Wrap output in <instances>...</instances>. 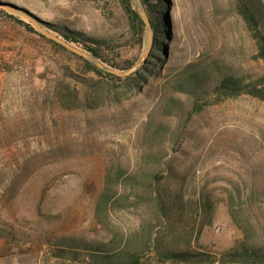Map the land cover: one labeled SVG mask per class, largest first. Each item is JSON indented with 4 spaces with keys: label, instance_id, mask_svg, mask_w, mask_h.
<instances>
[{
    "label": "rangeland",
    "instance_id": "374dc122",
    "mask_svg": "<svg viewBox=\"0 0 264 264\" xmlns=\"http://www.w3.org/2000/svg\"><path fill=\"white\" fill-rule=\"evenodd\" d=\"M163 2L151 4L169 21L172 68L202 59L242 75H264L232 0ZM27 16L40 27L37 20L134 43L118 0H0V264H82L57 258V242L126 239L142 226L160 225L150 198L156 186L148 179L155 171L163 176L162 191L181 192L189 203L170 219L179 226L182 247L189 240L212 253L243 242L264 246V103L249 96L226 100L186 123L167 116L156 86L135 90L103 77L102 88L90 90L80 78H99L78 57L29 30ZM147 36L143 46L134 43L121 54L144 57L154 31ZM61 85L73 98L71 110L59 102ZM86 94L98 108L87 109ZM177 97L189 104L187 96ZM159 122L171 134L152 137L150 123ZM166 151L163 166L146 158L163 159ZM129 175L138 184L126 181ZM103 191L113 196L99 209ZM201 200L212 208L203 210ZM145 263L158 264L155 258Z\"/></svg>",
    "mask_w": 264,
    "mask_h": 264
},
{
    "label": "trees",
    "instance_id": "16d2710c",
    "mask_svg": "<svg viewBox=\"0 0 264 264\" xmlns=\"http://www.w3.org/2000/svg\"><path fill=\"white\" fill-rule=\"evenodd\" d=\"M129 21L134 43L139 46L144 45V39L149 32L148 27L133 8L131 0H118ZM152 0H142L147 6V12L150 14L151 28L154 31L155 39L150 49L148 57L133 60L131 57L124 56L121 52L135 48L131 42L119 44L118 41L101 38L74 30H61L59 26L50 23H44L39 20L41 28L45 29L54 36L66 41L70 45L81 49L97 59L103 66L109 70L120 74H127L135 66L143 65L140 69L123 76H118L103 69L98 68L89 61L78 57L89 67L99 79L89 78L81 79L80 83L90 90H99L102 84L101 78L106 77L112 81L130 83V87L136 90H142L146 85L153 89L155 86L161 92V103L167 116L182 117L186 123L190 122L194 116L203 113L207 108L218 105L226 100L237 99L242 96H249L264 103V75H242L234 67L227 66L219 61L199 60L190 62L183 68L176 70L168 63L169 42V21L167 17L157 14V7L151 4ZM163 7V0H160ZM233 12L242 23L248 38L254 44L256 49V58L264 62V1L263 0H232ZM9 6H14L9 4ZM163 10V8L161 9ZM160 11V10H159ZM154 16V18H153ZM26 27L32 32L45 38L33 24H26ZM49 40V39H47ZM57 48L68 51L63 46L49 40ZM78 45V46H77ZM82 47V48H79ZM113 56V58H112ZM112 58V59H111ZM79 78V77H77ZM75 92V91H74ZM77 93V92H76ZM177 95H185L190 101L185 102ZM57 97L63 108L73 109L68 104L73 101L69 90L62 89V85L57 88ZM87 102V109L93 110L98 106H92V98L88 94L83 95ZM185 127L180 131L184 132ZM150 134L152 137L171 134V130L165 124L160 122L150 123ZM176 135V132H174ZM178 140V139H177ZM157 155H147L146 158L163 166L164 160ZM149 181L156 186V192H150V198L156 202L157 208L162 215L160 225L142 226L140 231L124 238H114L110 241H88L84 238L71 237L69 239H60L56 245L57 258L67 259L82 264H146L148 258H155L158 264H264V246L241 243L239 246L222 253H212L203 251L202 248L196 249L190 244V240L184 247L180 245L182 237L177 236L176 229L179 227L170 219H176L184 213L185 207L189 203L184 202V195L181 192L168 194L161 190L163 176L159 171L150 173ZM122 175L115 178L119 181ZM126 181L138 184L136 177L127 176ZM107 191H103L98 200V208L107 206L112 199ZM203 210L211 209L208 201H202ZM171 219V220H172ZM167 230V235L158 232L157 229ZM194 232V229L192 230ZM200 230L197 231V237ZM184 237H187L184 235ZM192 237V236H190ZM3 235H0V239Z\"/></svg>",
    "mask_w": 264,
    "mask_h": 264
},
{
    "label": "water",
    "instance_id": "95a60500",
    "mask_svg": "<svg viewBox=\"0 0 264 264\" xmlns=\"http://www.w3.org/2000/svg\"><path fill=\"white\" fill-rule=\"evenodd\" d=\"M136 2V7H137V12L139 14V16L141 17V19L144 21V23L146 24V26L148 27L149 31L151 32V34L153 35V31L151 28V23L142 7V4L140 2V0H134ZM12 8H16V7H12ZM30 21L33 23V25L36 27V29L47 39L54 41L55 43L63 46L65 49H67L68 51H70L71 53L78 55L79 57H82L83 59L89 61L90 63L94 64L95 66H97L100 69H103L104 71H107L109 73L118 75V76H123V75H128L138 69H140L143 65V62L137 66H135L133 69H131L127 74H120L117 72H114L112 70H109L108 68H106L105 66H103L97 59H95L93 56L89 55L88 53L82 51L81 49H78L72 45H70L69 43H67L66 41L48 33L47 31H45L44 29H42L40 26H38L33 19L30 16H27ZM151 47V46H150ZM150 47H148L144 60L148 57L149 51H150Z\"/></svg>",
    "mask_w": 264,
    "mask_h": 264
}]
</instances>
